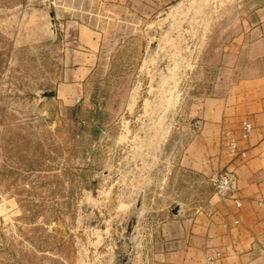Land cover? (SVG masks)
Wrapping results in <instances>:
<instances>
[{
  "label": "rangeland",
  "instance_id": "374dc122",
  "mask_svg": "<svg viewBox=\"0 0 264 264\" xmlns=\"http://www.w3.org/2000/svg\"><path fill=\"white\" fill-rule=\"evenodd\" d=\"M259 20L264 0H0V264H147Z\"/></svg>",
  "mask_w": 264,
  "mask_h": 264
},
{
  "label": "crops",
  "instance_id": "0c3cea01",
  "mask_svg": "<svg viewBox=\"0 0 264 264\" xmlns=\"http://www.w3.org/2000/svg\"><path fill=\"white\" fill-rule=\"evenodd\" d=\"M251 34L236 65L218 67L227 76L214 78L203 98L204 146L190 148L188 170L195 188L177 214L158 223L147 264H206L216 252L217 264H264V23L256 22ZM243 122L252 125L246 138ZM226 132L236 141L235 152L223 140ZM221 169L236 177L232 198L211 190L201 195V178Z\"/></svg>",
  "mask_w": 264,
  "mask_h": 264
},
{
  "label": "built area",
  "instance_id": "2783aa9c",
  "mask_svg": "<svg viewBox=\"0 0 264 264\" xmlns=\"http://www.w3.org/2000/svg\"><path fill=\"white\" fill-rule=\"evenodd\" d=\"M252 129V125L248 122L242 123L241 137L246 138ZM228 146L232 152L236 151V141H229ZM243 155V153H241ZM206 183H208L214 190V194L219 198H232L235 186L236 177L233 172L227 169H221L215 171L206 176ZM236 206L239 207V201L235 200ZM220 253L216 252L213 255H209L205 258L206 264H217Z\"/></svg>",
  "mask_w": 264,
  "mask_h": 264
},
{
  "label": "water",
  "instance_id": "95a60500",
  "mask_svg": "<svg viewBox=\"0 0 264 264\" xmlns=\"http://www.w3.org/2000/svg\"><path fill=\"white\" fill-rule=\"evenodd\" d=\"M141 204V200L139 199L136 202V205L134 207V210L132 211L131 215L129 216V219L127 221V226H126V232H125V242L127 244H131L128 239L130 240L131 237H133V233H134V227L136 226L137 223V214H138V209L140 207ZM175 214H177L179 212L178 208L175 209ZM127 260V256L123 255V258L121 259L122 262H126Z\"/></svg>",
  "mask_w": 264,
  "mask_h": 264
}]
</instances>
